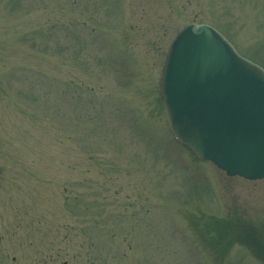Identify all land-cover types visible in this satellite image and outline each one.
Masks as SVG:
<instances>
[{
  "label": "rangeland",
  "instance_id": "374dc122",
  "mask_svg": "<svg viewBox=\"0 0 264 264\" xmlns=\"http://www.w3.org/2000/svg\"><path fill=\"white\" fill-rule=\"evenodd\" d=\"M190 22L264 67V0H0V264H264V178L167 123Z\"/></svg>",
  "mask_w": 264,
  "mask_h": 264
},
{
  "label": "water",
  "instance_id": "95a60500",
  "mask_svg": "<svg viewBox=\"0 0 264 264\" xmlns=\"http://www.w3.org/2000/svg\"><path fill=\"white\" fill-rule=\"evenodd\" d=\"M161 96L176 138L228 175L264 177V69L214 27L189 23L173 41Z\"/></svg>",
  "mask_w": 264,
  "mask_h": 264
}]
</instances>
